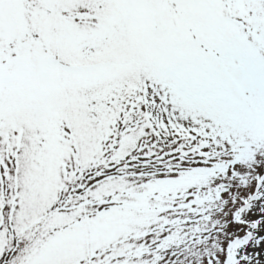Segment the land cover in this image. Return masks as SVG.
<instances>
[{
    "label": "snow or ice",
    "instance_id": "6c2138e0",
    "mask_svg": "<svg viewBox=\"0 0 264 264\" xmlns=\"http://www.w3.org/2000/svg\"><path fill=\"white\" fill-rule=\"evenodd\" d=\"M0 264H264V0H0Z\"/></svg>",
    "mask_w": 264,
    "mask_h": 264
}]
</instances>
